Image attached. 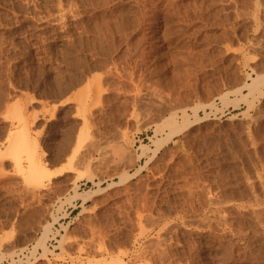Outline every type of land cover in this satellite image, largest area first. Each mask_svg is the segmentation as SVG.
Returning a JSON list of instances; mask_svg holds the SVG:
<instances>
[{
    "label": "rangeland",
    "instance_id": "obj_1",
    "mask_svg": "<svg viewBox=\"0 0 264 264\" xmlns=\"http://www.w3.org/2000/svg\"><path fill=\"white\" fill-rule=\"evenodd\" d=\"M110 1L0 0V264H264V0Z\"/></svg>",
    "mask_w": 264,
    "mask_h": 264
},
{
    "label": "bare ground",
    "instance_id": "obj_2",
    "mask_svg": "<svg viewBox=\"0 0 264 264\" xmlns=\"http://www.w3.org/2000/svg\"><path fill=\"white\" fill-rule=\"evenodd\" d=\"M68 1V0H67ZM89 1V0H88ZM107 1V0H106ZM112 1V0H111ZM110 1V2H111ZM125 1V0H124ZM127 1V0H126ZM129 1V0H128ZM137 1H139V0H136V2ZM150 1V0H149ZM190 1V0H189ZM211 1V0H210ZM237 1V0H236ZM62 2V1H61ZM60 2V3H61ZM64 2V1H63ZM73 2V1H72ZM87 2V1H86ZM113 2V1H112ZM111 2V3H112ZM135 2V1H134ZM141 2V1H140ZM221 2V1H220ZM85 3V2H84ZM90 3V2H89ZM144 3H146V2H144ZM151 2H149L148 4H150ZM177 3V2H176ZM226 3V2H225ZM234 3V2H233ZM246 3V2H245ZM50 4V3H49ZM69 4V3H68ZM82 4V3H81ZM88 4V3H87ZM114 4V3H113ZM141 4H143V3H141ZM168 4V3H167ZM166 4V5H167ZM199 4V3H198ZM209 4V3H208ZM216 4V3H215ZM237 4V3H236ZM71 5V4H70ZM86 5V4H85ZM133 5V4H132ZM153 5H154V1L152 0V4H150L149 6H152V8H153ZM156 5V4H155ZM191 5V4H190ZM193 5V4H192ZM226 5V4H225ZM231 5V4H230ZM229 5V6H230ZM247 5V4H246ZM60 6H62V5H60ZM81 6V5H80ZM83 6V5H82ZM90 6H91V4H90ZM100 6V5H99ZM104 6V5H103ZM109 6V5H108ZM131 6V5H130ZM140 6V5H139ZM157 6V5H156ZM165 6V5H164ZM172 6V5H171ZM237 6V5H236ZM249 6V5H248ZM46 7V6H45ZM54 7V6H53ZM57 7H59V6H57ZM115 7V6H114ZM83 8V7H82ZM102 8V7H101ZM126 8V7H125ZM136 8V7H135ZM144 8L146 9V11H148V8L149 7H147L146 5H144ZM156 8V7H155ZM161 8V7H160ZM223 8V7H222ZM237 8V7H236ZM247 9H248V7H246ZM92 9V8H91ZM123 9V8H122ZM129 9V8H128ZM144 9V10H145ZM171 9V8H170ZM179 9V8H178ZM177 9V10H178ZM257 9V8H256ZM55 10V9H54ZM58 10V9H57ZM86 10V9H85ZM142 10V9H141ZM242 10V9H241ZM84 11V10H83ZM105 11V10H104ZM112 11V10H111ZM114 11H116V10H114ZM114 11H113V13H114ZM158 10H156V12H157ZM234 11V10H233ZM239 11V10H238ZM245 11V10H244ZM243 11V12H244ZM249 11V10H248ZM63 12V11H62ZM69 12V11H68ZM73 12V11H72ZM71 12V13H72ZM175 12V11H174ZM242 12V13H243ZM249 12H252V11H249ZM84 13V12H83ZM88 13V12H87ZM132 13H134V12H132ZM146 13V12H145ZM145 13H141V14H145ZM151 13V12H150ZM190 13H191V11H190ZM59 14V13H58ZM63 14V13H62ZM84 14H86V13H84ZM146 14H148V13H146ZM152 14H155V13H152ZM181 14H183V13H181ZM245 14H247V13H245ZM43 15V14H42ZM56 15H57V13H56ZM64 15V14H63ZM69 15H70V13H69ZM73 15V14H72ZM75 15V14H74ZM80 15V14H79ZM98 15V14H97ZM96 15V16H97ZM115 15V14H114ZM117 15V14H116ZM115 15V16H116ZM248 15V14H247ZM45 16V15H44ZM95 16V17H96ZM120 16V15H119ZM148 16H150L149 14H148ZM152 16H154V15H152ZM192 16V15H191ZM210 16V15H209ZM239 16H241L240 14H239ZM244 16H246V15H244ZM263 16V15H262ZM61 17V16H60ZM171 17V16H170ZM193 17V16H192ZM251 17V16H250ZM260 17V16H259ZM46 18V17H45ZM62 18H64V17H62ZM72 18V17H71ZM76 18V17H75ZM75 18H74V20H75ZM77 18H78V16H77ZM97 18V17H96ZM111 18H112V16H111ZM143 18V17H142ZM152 18V17H151ZM175 18V17H174ZM178 18V17H177ZM200 18V17H199ZM243 18V17H242ZM241 18V19H242ZM248 18V17H247ZM41 19V18H40ZM91 18H89V20H90ZM95 19V18H94ZM162 19H164V18H162ZM184 19V18H183ZM256 19V18H255ZM116 20V19H115ZM264 20V19H263ZM69 21V20H68ZM142 21V20H141ZM145 21V20H144ZM147 21V20H146ZM159 21V20H158ZM63 22H64V20H63ZM71 22V21H70ZM61 23H62V21H61ZM114 23V22H113ZM160 23V22H159ZM179 23V22H178ZM187 23V22H186ZM68 24H69V22H68ZM98 24V23H97ZM167 24V23H166ZM191 24V23H190ZM79 25V24H78ZM89 25V24H88ZM91 25V24H90ZM150 25V24H149ZM148 25V26H149ZM163 25V24H162ZM178 25V24H177ZM92 26V25H91ZM166 26H168V25H166ZM240 26V25H239ZM63 27V26H62ZM65 27V26H64ZM88 27V26H87ZM111 27V26H110ZM138 27V26H137ZM140 27V26H139ZM143 27V26H142ZM113 28V27H112ZM141 28V27H140ZM166 28V27H165ZM97 29V28H96ZM123 29V28H122ZM89 30V29H88ZM127 30V29H126ZM136 30V29H135ZM206 30V29H205ZM78 31V30H77ZM110 31V30H109ZM180 31V30H179ZM68 32V31H67ZM80 32V31H79ZM85 32V31H84ZM105 32V31H104ZM107 32V31H106ZM132 32V31H131ZM142 32V31H141ZM92 33V32H91ZM118 33H120V32H118ZM179 33V32H178ZM188 33V32H187ZM194 33V32H193ZM87 34V33H86ZM102 34V33H101ZM109 34V33H108ZM96 35V34H95ZM99 35V34H98ZM193 35V34H192ZM119 36V35H118ZM124 36V35H123ZM138 36V35H137ZM163 36V35H162ZM70 37V36H69ZM72 37V36H71ZM70 37V38H71ZM110 37V36H109ZM167 37V36H166ZM189 38V37H188ZM204 38V37H203ZM202 38V39H203ZM241 38V37H240ZM190 39V38H189ZM108 40V39H107ZM130 40V39H129ZM165 40V39H164ZM98 41V40H97ZM139 41V40H138ZM187 41V40H186ZM240 41V40H239ZM85 42V41H84ZM116 42V41H115ZM207 42V41H206ZM126 43V42H125ZM143 43V42H142ZM199 43V42H198ZM127 44H128V42H127ZM149 44V43H148ZM207 44V43H206ZM73 46V45H72ZM125 46V45H124ZM127 46V45H126ZM137 46V45H136ZM71 47V46H70ZM99 47V46H98ZM132 47V46H131ZM158 47V46H157ZM189 47V46H188ZM66 48H67V46H66ZM125 48V47H124ZM135 48V47H134ZM145 48V47H144ZM155 48V47H154ZM190 48V47H189ZM69 49V48H68ZM99 49V48H98ZM115 49V48H114ZM128 49V48H127ZM129 49H131V48H129ZM133 49V48H132ZM152 49V48H151ZM85 50V49H84ZM134 50V49H133ZM148 50V49H147ZM87 51V50H86ZM113 51V50H112ZM127 51V50H126ZM143 51V50H142ZM74 52V51H73ZM78 52V51H77ZM94 52V51H93ZM129 52H130V50H129ZM135 52V51H134ZM191 52V51H190ZM82 53V52H81ZM113 53V52H112ZM147 53V52H146ZM74 54V53H73ZM96 54V53H95ZM138 54V53H137ZM71 55V54H70ZM99 55H100V53H99ZM134 55H135V53H134ZM134 55H133V57H134ZM200 55V54H199ZM92 56V55H91ZM96 56V55H95ZM117 56V55H116ZM120 56V55H119ZM202 56V55H201ZM260 56V55H259ZM87 58V57H86ZM108 58V57H107ZM106 58V59H107ZM122 58H123V56H122ZM128 58V57H127ZM138 58V57H137ZM136 58V59H137ZM186 58V57H185ZM189 58V57H188ZM201 58V57H200ZM96 60V59H95ZM140 60V59H139ZM138 60V61H139ZM178 60V59H177ZM71 61V60H70ZM94 61V60H93ZM114 61V60H113ZM121 61V60H120ZM131 61V60H130ZM119 62V61H118ZM122 62V61H121ZM202 62V61H201ZM86 63V62H85ZM90 63V62H89ZM133 63V62H132ZM148 63V62H147ZM74 64V63H73ZM102 64V63H101ZM112 64H114V63H112ZM128 64V63H127ZM95 65V64H94ZM97 65V64H96ZM121 65V64H120ZM131 65V64H130ZM154 65V64H153ZM67 66V65H66ZM147 66V65H146ZM156 66V65H155ZM85 67V66H84ZM114 67V66H113ZM121 67H123V66H121ZM125 67V66H124ZM128 67V66H127ZM150 67H151V65H150ZM255 67V66H254ZM88 68V67H87ZM106 68V67H105ZM108 68V67H107ZM157 68V67H156ZM86 69V68H85ZM111 70V69H110ZM125 70H127V69H125ZM134 70V69H133ZM139 70V69H138ZM114 71V70H113ZM117 71V70H116ZM120 71V70H119ZM128 71V70H127ZM140 71V70H139ZM106 72V71H105ZM126 72V71H125ZM145 72V71H144ZM185 72V71H184ZM73 73V72H72ZM107 73V72H106ZM143 73V72H142ZM155 73V72H154ZM187 73V72H186ZM68 74H70V73H68ZM67 74V75H68ZM89 74V73H88ZM109 74H111V73H109ZM108 74V75H109ZM145 74V73H144ZM83 75V74H82ZM113 75V74H112ZM140 75V74H139ZM92 76H94V74L92 75ZM117 76V75H116ZM131 76V75H130ZM258 76V75H257ZM119 77V76H118ZM118 77H116V78H118ZM125 77V76H124ZM142 77H143V75H142ZM75 78V77H74ZM83 78V77H82ZM94 78H95V76H94ZM115 78V77H114ZM120 78V77H119ZM140 78V77H139ZM138 78V79H139ZM86 79H87V77H86ZM85 79V80H86ZM79 80V79H78ZM95 80V79H94ZM100 80H101V78H100ZM122 80V79H121ZM124 80V79H123ZM102 81H103V79H102ZM117 81H119V80H117ZM263 81H264V76H258L257 78H254L253 80H252V83H248L247 84V86L245 85L244 87H246V88H248L249 89V92H250V94L252 95V93H255V92H260V86H261V84L263 83ZM132 82V81H131ZM134 82V81H133ZM136 82V81H135ZM150 82V81H149ZM154 82H155V80H154ZM118 84H119V82H118ZM117 84V85H118ZM154 84V83H153ZM76 85V84H75ZM92 85V84H91ZM111 85V84H110ZM113 85V84H112ZM115 85V84H114ZM124 85V84H123ZM138 85V84H137ZM144 85H147L148 86V84H144ZM244 85V84H243ZM67 86V85H66ZM106 86V85H105ZM132 86V85H131ZM131 86H130V90H131ZM152 86V85H151ZM150 86V87H151ZM85 87V86H84ZM86 87H88V86H86ZM85 87V88H86ZM114 87V86H113ZM121 87V86H120ZM139 87V86H138ZM146 87V86H145ZM72 88V87H71ZM110 88V87H109ZM112 88V87H111ZM125 88V87H124ZM144 88V87H143ZM243 88V87H242ZM79 89V88H78ZM113 90H114V88H112ZM163 89V88H162ZM119 90V89H118ZM144 90V89H143ZM147 90V89H146ZM97 91V90H96ZM110 91V90H109ZM125 91V90H124ZM86 92H87V94H88V91L86 90ZM117 92V91H116ZM120 92H121V90H120ZM135 92V91H134ZM162 92V91H161ZM91 93V92H90ZM128 93V92H127ZM150 93V92H149ZM160 93V92H159ZM228 93V92H227ZM226 93V94H227ZM230 93H231V91H230ZM233 93V92H232ZM78 94V93H77ZM81 94H82V92H81ZM123 94V93H122ZM126 94V93H125ZM229 94V93H228ZM248 94V93H247ZM246 94V98H247V96L249 95H247ZM258 94V93H257ZM263 95H264V93H262ZM85 95H86V93H85ZM130 95V94H129ZM254 95V94H253ZM262 95V96H263ZM82 96H84V94L82 95ZM81 96V97H82ZM132 96V95H131ZM143 96V95H142ZM145 96V95H144ZM156 96V95H155ZM165 96H167V95H165ZM223 96V95H222ZM255 96V95H254ZM260 96H261V92H260ZM76 97V96H75ZM85 97V96H84ZM88 97V96H87ZM226 97V95H224L223 97H221L222 99H224ZM143 98V97H142ZM220 98V99H221ZM84 99H86V98H84ZM91 99V98H90ZM89 99V100H90ZM105 99V98H104ZM103 99V100H104ZM108 99V98H107ZM155 99V98H154ZM153 99V100H154ZM166 99H167V97H166ZM228 99V98H227ZM82 100H83V98H82ZM140 100V99H139ZM156 100V99H155ZM160 100V99H159ZM169 100V99H168ZM246 100V99H245ZM251 100V99H250ZM255 100H256V98H255ZM128 101V100H127ZM143 101V100H142ZM145 101V100H144ZM147 101V100H146ZM216 101V100H215ZM101 102V101H100ZM130 102V101H129ZM132 102V101H131ZM148 102V101H147ZM165 102V101H164ZM171 102V101H170ZM169 102V103H170ZM173 102V101H172ZM248 102V101H247ZM251 102V101H250ZM81 103V102H80ZM153 103H154V101H153ZM82 104V103H81ZM84 104V103H83ZM90 104V103H89ZM151 104H152V102H151ZM253 104V103H252ZM252 104H250L251 106H252ZM131 105V104H130ZM154 105V104H153ZM170 105V104H169ZM250 106V107H251ZM149 107V106H148ZM90 108H92V107H90ZM147 108V107H146ZM139 109V108H138ZM144 109V108H143ZM82 110V109H81ZM134 110V109H133ZM205 110V109H204ZM79 112V111H78ZM94 112V111H93ZM140 112V111H139ZM257 112V111H256ZM259 112V111H258ZM151 113V112H150ZM149 113V114H150ZM148 114V113H147ZM261 114V113H260ZM140 115V114H139ZM176 115V114H175ZM205 115V114H204ZM210 115V114H209ZM209 115H207V116H209ZM144 116V115H143ZM198 116V115H197ZM196 116V117H197ZM84 117V116H83ZM87 117H89V116H87ZM93 117V116H92ZM205 117V116H204ZM264 117V116H263ZM169 118V117H168ZM185 118V117H184ZM186 118H187V116H186ZM185 118V121L183 122V124H182V126L183 127H181V125H180V127H178V124H177V122H176V120H172V121H170L169 123V125H170V127H171V129H173V132L172 133H170V134H168V139L167 140H165L164 139V141L165 142H168V140H170V138L172 137V135L174 136L176 133H180V131H184L185 129H188L189 127H191V125L192 124H195L196 123V121H199V120H202L203 118H196V120H194V121H191V120H188V118L186 119ZM83 119V118H82ZM92 119V118H91ZM94 119V118H93ZM143 119V118H142ZM195 119V118H194ZM84 120H85V118H84ZM85 123V122H84ZM90 124V123H89ZM168 125V124H167ZM163 127V126H162ZM96 128V127H95ZM92 130V129H91ZM96 130V129H95ZM27 131V130H26ZM22 133V132H21ZM85 133H87V132H85ZM121 133V132H120ZM172 134V135H171ZM21 135V134H20ZM169 135H170V137H169ZM93 137V136H92ZM27 138V137H26ZM29 138V137H28ZM25 140V137L23 136H21V143L23 142L22 140ZM160 141H153L154 143H155V145H156V148H155V150H154V153H156L157 154V152H158V150L161 148V146L165 143L164 141H163V139H159ZM162 140V141H161ZM76 141H78V140H76ZM17 142V141H16ZM15 142V143H16ZM26 142H27V139H26ZM25 141H24V143H26ZM82 142V141H81ZM14 143V142H13ZM12 143V144H13ZM15 143L13 144V145H15ZM23 143V144H24ZM19 144V143H18ZM18 144H16L15 145V147L13 146L12 148L13 149H10V152H15L16 154H15V158L17 157L18 158V152H16V150H14V148H17L16 146L18 145ZM23 144H22V146H23ZM93 144V143H92ZM20 146V145H19ZM18 146V147H19ZM87 145H85L84 147H86ZM89 146V145H88ZM93 146V145H92ZM73 147V146H72ZM63 149V148H62ZM88 149V148H87ZM90 149H92V148H90ZM11 150H14V151H11ZM129 151H130V149H128ZM149 150V148H147V146H143V152L145 153L146 151H148ZM117 151V150H116ZM124 151V150H123ZM123 151H121V152H123ZM128 151V152H129ZM9 152V149H8V153H10ZM92 152V151H91ZM126 152H127V150H126ZM7 153V152H6ZM88 153V152H87ZM135 153H136V151H135ZM11 154V153H10ZM10 154H8V156L10 155ZM67 154V153H66ZM98 154H99V152H98ZM122 154H125V153H122ZM100 155V154H99ZM0 156H2V154H0ZM6 156V155H5ZM5 156H3V157H5ZM30 156V155H29ZM57 156V155H56ZM71 156V155H70ZM72 156H74V155H72ZM72 156H71V158H72ZM126 156V155H125ZM13 157V156H12ZM13 157V158H14ZM76 157V156H75ZM79 157H80V155H79ZM102 157V156H101ZM15 158L13 159V160H15ZM16 158V162L18 161V159ZM32 160L33 158L32 157H29V160ZM85 159H86V157L84 156V159L82 158L81 159V157L78 159V161H79V163H81V160H84V162H85ZM104 159V158H103ZM29 161V164H30V167H28L29 169H27V170H30V172L28 171V174L29 173H31V177H30V181L32 182L31 184L33 185V183L34 182H39V180H41L42 178L41 177H43L44 175H43V170H42V168L41 167H39L38 165H37V163H35V162H32V161ZM89 160V159H88ZM73 161H74V159L72 158V162H71V164H73ZM104 161V160H103ZM102 161V162H103ZM101 162V161H100ZM18 163V162H17ZM83 163V162H82ZM85 164V163H84ZM19 165V164H18ZM76 166V165H75ZM101 166V165H100ZM73 167V166H72ZM79 167V166H78ZM81 168V167H80ZM96 168V167H95ZM103 169V168H102ZM45 170V169H44ZM25 172V171H24ZM97 172V171H96ZM99 173H101V172H99ZM27 174V173H26ZM103 174V173H102ZM134 174H137V173H134ZM30 175V174H29ZM129 175V174H128ZM24 176V175H23ZM26 176V175H25ZM29 177V176H28ZM28 177H27V179H28ZM131 177H132V175H131ZM32 178V179H31ZM130 178V177H129ZM33 179H35V180H33ZM29 180H28V183H29ZM127 180V179H126ZM27 183V182H26ZM27 183V184H28ZM39 183H42V181H40ZM43 184V183H42ZM114 184V183H113ZM30 185V184H29ZM35 185V184H34ZM74 185H75V183H74ZM110 185V184H109ZM112 186H114V185H112ZM110 187V186H109ZM26 188V187H25ZM73 188V187H72ZM77 188V187H76ZM106 188V187H105ZM105 188H103V189H105ZM28 190V189H27ZM26 190V191H27ZM73 190V189H72ZM99 190V189H98ZM74 191V190H73ZM94 191H96V190H94ZM87 192V191H86ZM93 192V191H92ZM89 193V195L88 196H90V194L92 195L93 193ZM100 192V191H99ZM88 193V192H87ZM96 193H98L97 191H96ZM74 194V193H73ZM73 196H75V194L73 195ZM81 196V195H80ZM77 197V196H76ZM79 197V196H78ZM82 197H83V195H82ZM142 198V197H141ZM85 199V198H84ZM144 199V198H143ZM142 200V199H141ZM147 200V199H146ZM85 201V200H84ZM83 202V201H82ZM55 203V202H54ZM145 203V202H144ZM93 206V205H92ZM138 208H140V207H138ZM84 209V208H83ZM85 211V210H84ZM143 211V210H142ZM258 213V212H257ZM42 217V216H41ZM51 217H52V215H51ZM56 217V216H55ZM54 218V217H53ZM54 220V219H53ZM56 220H58L57 218H56ZM211 220V219H210ZM40 222V221H39ZM213 222V221H212ZM37 223H38V221H37ZM54 223V222H53ZM218 223V222H217ZM217 223H215L216 224V226H217ZM223 223V222H222ZM30 224V223H29ZM28 224V225H29ZM221 224V223H220ZM219 224V225H220ZM34 225H36V224H34ZM33 225V226H34ZM48 225V224H47ZM46 225V226H47ZM51 225H52V223L50 224V227H51ZM62 225V224H61ZM160 225V224H159ZM164 225H165V223H164ZM218 225V226H219ZM223 225H224V223H223ZM225 225H227V224H225ZM224 225V226H225ZM38 226V225H37ZM167 227H168V225H166ZM31 227V226H30ZM29 227V228H30ZM61 227V226H60ZM227 227V226H226ZM63 228V227H62ZM224 228V227H223ZM49 229V228H48ZM66 229V228H65ZM168 229V228H167ZM199 229V228H198ZM203 229V228H202ZM214 229V228H213ZM50 230V229H49ZM48 230V231H49ZM170 230V229H169ZM219 230V229H218ZM221 230V229H220ZM228 230V229H227ZM47 231V232H48ZM58 231V230H57ZM262 231V230H261ZM46 232V234H48ZM237 233V232H236ZM235 233V234H236ZM239 233V232H238ZM59 234V233H58ZM157 234V233H156ZM224 234V233H223ZM240 234V233H239ZM170 235V234H169ZM209 235V234H208ZM47 236V235H46ZM43 237H45V234H44V236ZM170 237V236H169ZM217 237H218V235H217ZM161 238V237H160ZM213 238V237H212ZM215 238V237H214ZM220 238V237H219ZM153 239V238H152ZM155 239V238H154ZM171 240V239H170ZM176 240V239H175ZM199 240V239H198ZM211 240V239H210ZM39 241H41V239L40 240H38V242ZM45 240H43V243H41L42 244V246H44V242ZM154 241V240H153ZM169 241V240H168ZM200 241V240H199ZM214 241V240H213ZM37 242V243H38ZM163 242V241H162ZM235 242V241H234ZM40 243H38L39 245H40ZM59 243V242H58ZM152 244V243H151ZM172 244V243H171ZM177 244V243H176ZM195 244V243H194ZM232 244V243H231ZM35 245V244H34ZM154 245V244H153ZM156 245V244H155ZM207 245V244H206ZM228 245V244H227ZM152 246V245H151ZM167 246V245H166ZM177 246V245H176ZM194 246H196V245H194ZM46 247V246H45ZM152 247H154V249H156L155 248V246H152ZM157 247V246H156ZM165 247V246H164ZM209 247V246H208ZM158 248H159V246H158ZM218 248V247H217ZM221 248V247H220ZM163 249V248H162ZM162 249H159L160 251L159 252H161L162 251ZM192 249V248H191ZM196 249V248H195ZM201 249V248H200ZM245 249V248H244ZM31 250H33V249H31ZM147 250V249H146ZM149 250V249H148ZM152 250V249H151ZM21 251V250H20ZM237 251V250H236ZM32 252V251H31ZM36 251L34 250V252L33 253H35ZM49 252V251H48ZM155 252V251H154ZM164 252V251H163ZM162 252V253H163ZM227 252V251H226ZM153 253V252H152ZM161 253V254H162ZM186 253V252H185ZM236 253V252H235ZM46 254V253H45ZM155 254V253H154ZM165 254H168V253H165ZM226 254V253H225ZM148 255H149V253H148ZM156 255V254H155ZM231 255V254H230ZM13 256V255H12ZM24 256V255H23ZM31 256H33V255H31ZM143 256H145V255H143ZM153 256V255H152ZM167 256H169V255H167ZM193 256V255H192ZM18 257V256H17ZM150 257V256H149ZM185 257V256H184ZM36 258V257H35ZM34 258V259H35ZM179 258V257H178ZM246 258V257H245ZM20 259V258H19ZM150 259V258H149ZM158 259V258H157ZM12 260V259H11ZM28 260V259H27ZM117 260V259H116ZM153 260V259H152ZM14 261V260H13ZM21 261V260H20ZM33 261V260H32ZM120 261V260H119ZM155 261V260H154ZM167 261H168V258H167ZM173 261V260H172ZM34 262V261H33ZM79 262V261H78ZM148 262V261H147ZM13 263V262H12ZM18 263V262H17ZM28 263H29V261H28ZM179 263V261H177V264ZM181 263V262H180ZM30 264H31V262H30ZM157 264V263H156ZM174 264V263H173ZM214 264V263H213ZM216 264V263H215Z\"/></svg>",
    "mask_w": 264,
    "mask_h": 264
}]
</instances>
